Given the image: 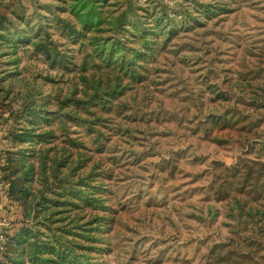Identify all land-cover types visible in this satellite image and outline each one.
Returning a JSON list of instances; mask_svg holds the SVG:
<instances>
[{"label": "rangeland", "instance_id": "rangeland-1", "mask_svg": "<svg viewBox=\"0 0 264 264\" xmlns=\"http://www.w3.org/2000/svg\"><path fill=\"white\" fill-rule=\"evenodd\" d=\"M0 264H264V0H0Z\"/></svg>", "mask_w": 264, "mask_h": 264}]
</instances>
